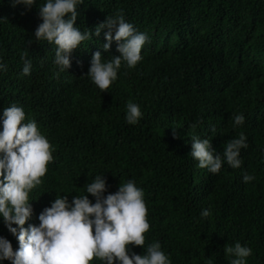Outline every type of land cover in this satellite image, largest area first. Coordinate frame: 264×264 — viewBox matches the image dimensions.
Returning a JSON list of instances; mask_svg holds the SVG:
<instances>
[{
    "label": "trees",
    "instance_id": "1",
    "mask_svg": "<svg viewBox=\"0 0 264 264\" xmlns=\"http://www.w3.org/2000/svg\"><path fill=\"white\" fill-rule=\"evenodd\" d=\"M36 6L0 0V63L7 68L0 72V111L22 106L55 149L43 183L29 193L33 217L25 226L38 223L55 195L71 200L104 173L107 192L128 179L143 189L145 245L159 240L172 264H203L205 257L229 264L223 249L236 241L252 249L247 264H264V0H84L81 30L122 10L148 35L142 59L133 68L122 63L103 92L83 73L93 52L104 59L118 54L116 41L107 51L103 33L82 41L70 67L59 71L54 46L33 39L41 22ZM21 51L32 61L29 75L21 73ZM129 101L142 112L136 124L124 119ZM236 113L245 120L233 127ZM241 132L248 147L239 168L224 164L213 174L196 166L193 135L222 154ZM244 172L255 178L243 182ZM204 208L207 217L200 215ZM0 235L15 250L18 242L2 222ZM133 251L143 254V247Z\"/></svg>",
    "mask_w": 264,
    "mask_h": 264
},
{
    "label": "clouds",
    "instance_id": "2",
    "mask_svg": "<svg viewBox=\"0 0 264 264\" xmlns=\"http://www.w3.org/2000/svg\"><path fill=\"white\" fill-rule=\"evenodd\" d=\"M12 3L27 10L36 6L37 0H12ZM82 3L84 0H43L36 6L41 22L34 30L33 39L54 46L52 62L59 71L70 67L73 50L82 41L103 33L105 42L100 47L105 51L116 41L118 54L104 59L100 50L93 52L87 72L83 73L101 92L107 91L117 79L122 63L133 68L142 59L140 52L148 35L126 21L122 10L106 15L91 31L81 30L76 20ZM26 57L27 52L21 51L23 75H29L32 70V61ZM6 70V65L0 63V72ZM141 116L140 106L127 102L125 122L136 124ZM244 120L242 113L234 114L233 127L242 125ZM210 131L215 133L214 125ZM210 141L196 135L191 137L190 154L197 161V167L213 174L224 164L240 167L241 149L248 147L245 133L229 140L222 154L215 152ZM54 151L37 121L26 118L22 106L13 102L3 107L0 111V222L16 238L18 246L14 250L11 241L0 235V264L5 260L10 264H92L93 258L100 264H172L159 240L145 245L144 233L150 225L144 192L132 179L119 183L114 192H107L104 173L96 174L84 184L83 194L73 195L71 200L68 194L55 195L36 215L38 223L29 222L25 226L33 217L31 201L35 199L30 200L29 193L43 183ZM254 178L248 172L242 175L243 182ZM200 215L209 216V209H202ZM134 246H142L143 254L133 251ZM223 251L229 264H247L246 258L252 253L249 246L239 241L226 245ZM203 264H213V260L205 257Z\"/></svg>",
    "mask_w": 264,
    "mask_h": 264
}]
</instances>
